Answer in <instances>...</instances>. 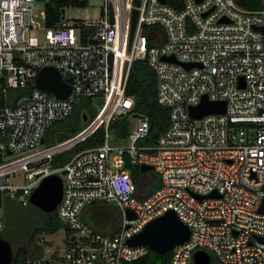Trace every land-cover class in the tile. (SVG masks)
Returning a JSON list of instances; mask_svg holds the SVG:
<instances>
[{
	"label": "built area",
	"instance_id": "1",
	"mask_svg": "<svg viewBox=\"0 0 264 264\" xmlns=\"http://www.w3.org/2000/svg\"><path fill=\"white\" fill-rule=\"evenodd\" d=\"M40 1L35 13L36 0H0V229L4 197L26 205L41 179L56 173L62 181L56 214L74 239L58 261L36 257L28 264H124L148 250L128 244V237L168 209L189 228L188 238L172 247L169 264H194L195 249L206 250L213 264H264V0L254 9L237 0H103L97 19H68L63 5L56 24H44L38 35L35 17L45 20L46 0ZM135 60L152 68L157 101L169 110V124L153 145L137 143L148 119L133 112V96L125 92ZM43 66L57 68L69 83L65 97L29 82ZM28 83L26 93H10ZM202 95L224 100V112L192 117L187 107ZM82 97L101 98L94 116L43 145L46 128ZM121 115L128 117V133L114 141L108 123ZM99 125L100 144L51 164L53 153ZM126 156L151 164L159 185L140 196ZM19 167L22 181L10 182ZM96 201L119 209L112 233L81 218Z\"/></svg>",
	"mask_w": 264,
	"mask_h": 264
},
{
	"label": "trees",
	"instance_id": "2",
	"mask_svg": "<svg viewBox=\"0 0 264 264\" xmlns=\"http://www.w3.org/2000/svg\"><path fill=\"white\" fill-rule=\"evenodd\" d=\"M170 1L171 0H168V2ZM84 3L85 1L83 0H46L45 26L49 27L56 24L63 5H83ZM237 3L243 8L254 9L260 7L261 0H237ZM31 87L32 84L28 83L21 90L11 89L10 93H26ZM125 92L133 96V112L143 114L148 119L147 134L139 138L137 143L144 145L155 144L158 137L169 124V110L166 106L157 101L154 71L145 60H135L132 62L126 81ZM89 101L90 99L88 97L80 98L73 104L69 115L56 120L47 127L42 144L50 145L55 143V133L57 131H66L71 134L80 130L96 112V110H93L88 114L85 110L84 105L89 103ZM8 102L13 103V100H9ZM84 114L86 115L85 119L83 118ZM68 117L71 121H76V124L71 127L66 126L65 123ZM108 129L112 133L114 141L123 140L129 129L128 117L126 115L115 117L109 121ZM102 136L103 126L99 125L73 146L53 153L51 155V164L53 166H59L78 149L100 144L102 142ZM125 158L124 166L134 178L140 196L148 193L159 185L157 173L153 169H149L148 171L150 175H152V183L147 187L144 184L145 182H141L144 176L142 174L143 171L136 168L134 162L130 161L127 156ZM89 206L92 207V205ZM97 207L101 215L98 219H95L90 226L102 232L112 233L116 228V216L119 214V209L106 202H101ZM116 209L117 215L114 217ZM111 218H113V221ZM2 219L3 227L0 229V234L3 238L7 239L12 246L13 256L11 264H28L29 259L40 257L42 246L38 242V234L53 233L61 227V221L57 217L55 208L51 211H43L40 207L30 202L23 205L16 199L8 196H5L3 199ZM105 222L108 225L102 228V224ZM65 234L66 242L70 241V231H66ZM170 255L171 249L163 253H155L148 249L142 256L131 261H126L124 264H169Z\"/></svg>",
	"mask_w": 264,
	"mask_h": 264
},
{
	"label": "water",
	"instance_id": "3",
	"mask_svg": "<svg viewBox=\"0 0 264 264\" xmlns=\"http://www.w3.org/2000/svg\"><path fill=\"white\" fill-rule=\"evenodd\" d=\"M164 2L165 0H161ZM135 4H138V0H134ZM137 10L133 9L130 22V34L131 39L132 32L136 21ZM167 60L175 61L172 56H164ZM186 66H190L193 63H183ZM29 82H35L39 88L51 92L54 96L63 98L69 92L70 85L64 81L59 70L52 66L41 67L34 79H29ZM23 99V98H22ZM93 102L99 106L101 103L100 97H94ZM188 112L192 117H200L206 113H221L225 110L224 100H211L202 95L200 100L193 105H188ZM83 118H86L84 114ZM70 135L66 131H57L55 133L56 141L62 140ZM9 153V150H6ZM2 160L0 154V162ZM134 166L140 171L152 169L153 166L147 163H134ZM1 181V178H0ZM62 192L61 177L56 173L46 175L41 179L38 185L32 190L29 201L30 203L40 207L43 211H51L58 203ZM214 191L200 195L198 197L215 195ZM262 210V204L260 207ZM128 217H133L134 214L127 209ZM61 227L68 229L67 222H61ZM189 236L188 226L177 216L172 210L168 209L162 214L152 218L135 234L128 237L127 242L130 245H145L149 250L155 253H163L180 242L186 240ZM70 239H74V234H70ZM13 256V249L9 241L3 238L0 234V264H11ZM192 261L194 264H210L211 256L204 249H195L192 253Z\"/></svg>",
	"mask_w": 264,
	"mask_h": 264
},
{
	"label": "rangeland",
	"instance_id": "4",
	"mask_svg": "<svg viewBox=\"0 0 264 264\" xmlns=\"http://www.w3.org/2000/svg\"><path fill=\"white\" fill-rule=\"evenodd\" d=\"M102 6H103V0H87L83 5H75V4L65 5L63 7L64 16L67 17L68 19L78 18V17L83 18V19L84 18L85 19H97L100 15L99 12ZM41 9H42V2L40 0H36L33 11L35 13H39ZM35 18L39 23V28L36 30V33L38 35H41L43 34V25H44L43 19L39 15H37ZM11 92H15V91H11ZM84 108L88 114H90V112H92L93 110L98 109L97 105L93 102V100H90L89 103H86L84 105ZM129 119L132 123L136 121V117H134L133 115H131ZM75 122L76 121H71V119L68 117L65 125L68 127H71L72 125L76 124ZM148 170L143 171L142 174L144 176L142 177V180H141L142 183L145 182L144 184L147 187H149L152 183V175H150ZM9 180L12 183H20L22 181L21 167L17 168L14 173L9 175ZM100 203H101L100 201H97L91 204L92 207L87 208V209L84 208L81 213V218L84 221L88 222V224H91L92 222H94L95 219H98L99 216L101 215V212L97 206ZM115 213L116 214H114V217L117 215V209L115 210ZM66 231H69V229H64L60 227L53 233L38 234V242L42 246L40 257L48 259V261H50L51 259L53 261H58L59 256L60 254L63 253L64 248L67 243L66 238H65ZM213 263H214V258L211 255L210 264H213Z\"/></svg>",
	"mask_w": 264,
	"mask_h": 264
},
{
	"label": "crops",
	"instance_id": "5",
	"mask_svg": "<svg viewBox=\"0 0 264 264\" xmlns=\"http://www.w3.org/2000/svg\"><path fill=\"white\" fill-rule=\"evenodd\" d=\"M88 207H90L89 205L87 207H85V209H87ZM111 220L113 221V218H111ZM108 224L105 222L102 224V228H105Z\"/></svg>",
	"mask_w": 264,
	"mask_h": 264
}]
</instances>
